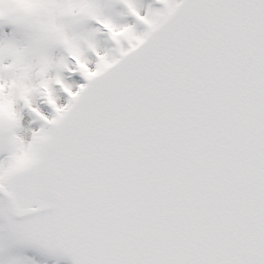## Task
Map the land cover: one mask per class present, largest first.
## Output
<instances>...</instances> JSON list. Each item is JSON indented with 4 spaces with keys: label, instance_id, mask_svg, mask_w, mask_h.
Masks as SVG:
<instances>
[{
    "label": "snow or ice",
    "instance_id": "1",
    "mask_svg": "<svg viewBox=\"0 0 264 264\" xmlns=\"http://www.w3.org/2000/svg\"><path fill=\"white\" fill-rule=\"evenodd\" d=\"M0 264H264V0H0Z\"/></svg>",
    "mask_w": 264,
    "mask_h": 264
}]
</instances>
